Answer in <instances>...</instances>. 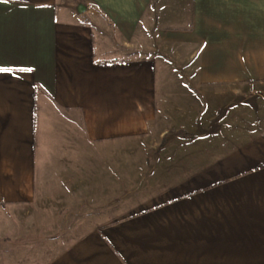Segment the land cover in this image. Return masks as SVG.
I'll list each match as a JSON object with an SVG mask.
<instances>
[{
    "label": "crops",
    "instance_id": "crops-1",
    "mask_svg": "<svg viewBox=\"0 0 264 264\" xmlns=\"http://www.w3.org/2000/svg\"><path fill=\"white\" fill-rule=\"evenodd\" d=\"M178 1L0 0V235L29 207L87 226L41 264H264V0ZM105 25L126 58H97ZM149 32L192 71L176 129ZM127 157L161 182L129 213Z\"/></svg>",
    "mask_w": 264,
    "mask_h": 264
},
{
    "label": "rangeland",
    "instance_id": "rangeland-1",
    "mask_svg": "<svg viewBox=\"0 0 264 264\" xmlns=\"http://www.w3.org/2000/svg\"><path fill=\"white\" fill-rule=\"evenodd\" d=\"M178 3H180V0ZM84 21L89 22L86 17H84ZM94 36L95 52L98 59H122L129 55L121 48L122 42L116 29L111 28L109 25L94 30ZM143 38L149 40L152 45V49L147 55L151 54L157 62L158 94L160 95L162 88L165 92L166 108L163 111V118L171 124L170 129H176V126L183 124V118L186 119V112L191 108L190 106H196L195 98H192L189 94L190 80L185 77L192 71L188 68L189 63L186 59H183L180 47L173 48L168 46L166 42H156L154 32L144 34ZM137 55L143 54L137 53ZM163 126L166 127V124L164 123ZM164 138L168 140L175 138L177 142L173 152L170 149L171 153L197 148L194 143L195 140L190 139L188 134L182 130L169 132L164 135ZM156 141L157 136L155 135L153 137L151 135L147 141L144 139L143 146L149 157L152 156L153 148L157 147ZM126 162V212L129 213L134 210L137 203L153 191L152 187L149 188L150 185L155 186L161 184V182L156 180L158 182L156 183L153 180L154 177L150 175V167L145 168V171L143 170L144 172L141 174L143 178H140L137 176L139 162L136 161V165H134V162L131 161L134 166H129L128 157ZM141 164H143V161H141ZM178 164L181 166V161H178ZM163 165L165 166V164ZM161 176H164V171ZM34 212H37V209L31 207L16 213L10 210L1 212V217L10 218L12 223L9 225L10 229H5V232L0 235V264H41L51 253V242L68 243L78 237L87 227L82 224L84 218H64V215L57 220L55 225L37 224L36 219H33Z\"/></svg>",
    "mask_w": 264,
    "mask_h": 264
},
{
    "label": "snow or ice",
    "instance_id": "snow-or-ice-1",
    "mask_svg": "<svg viewBox=\"0 0 264 264\" xmlns=\"http://www.w3.org/2000/svg\"><path fill=\"white\" fill-rule=\"evenodd\" d=\"M28 71H31V69H27ZM9 69L0 67V72H7Z\"/></svg>",
    "mask_w": 264,
    "mask_h": 264
},
{
    "label": "trees",
    "instance_id": "trees-1",
    "mask_svg": "<svg viewBox=\"0 0 264 264\" xmlns=\"http://www.w3.org/2000/svg\"><path fill=\"white\" fill-rule=\"evenodd\" d=\"M163 143H164V141L162 140V143L159 145V148H162V146H163L162 144H163Z\"/></svg>",
    "mask_w": 264,
    "mask_h": 264
}]
</instances>
